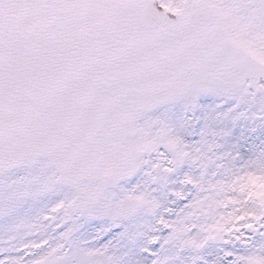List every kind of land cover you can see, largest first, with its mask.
I'll list each match as a JSON object with an SVG mask.
<instances>
[{"label":"snow or ice","instance_id":"6c2138e0","mask_svg":"<svg viewBox=\"0 0 264 264\" xmlns=\"http://www.w3.org/2000/svg\"><path fill=\"white\" fill-rule=\"evenodd\" d=\"M0 264H264V0H0Z\"/></svg>","mask_w":264,"mask_h":264}]
</instances>
